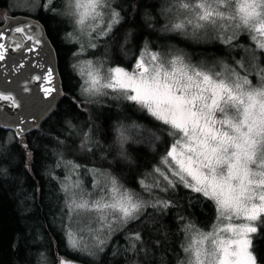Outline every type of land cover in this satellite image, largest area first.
Returning a JSON list of instances; mask_svg holds the SVG:
<instances>
[{
  "label": "snow or ice",
  "instance_id": "snow-or-ice-1",
  "mask_svg": "<svg viewBox=\"0 0 264 264\" xmlns=\"http://www.w3.org/2000/svg\"><path fill=\"white\" fill-rule=\"evenodd\" d=\"M109 7L110 0H68L69 14L77 25L83 28L89 20L97 22L95 27L89 25L92 31L101 27L99 22ZM181 8L191 18L174 24V30H183L186 24L194 30L206 26L223 31L243 27L264 53V0H196L182 3ZM120 19V13L113 9L110 23L103 25L97 35H107ZM234 38L233 32L227 41ZM88 66L91 68V61ZM258 75L260 83L254 85L247 75L241 76L235 70L223 77L182 57L166 59L159 53L141 56L133 71L112 67L104 69L103 74L89 72L91 86L86 92L106 95L104 90L111 89L122 93L168 127L173 141L161 160L163 168L155 169L167 182L163 190L182 184L217 207V223L212 230L196 229L181 246L185 259L178 258L176 264H257V257L249 251V234L264 227V67L258 68ZM44 91L50 94L52 89ZM127 139L125 130H121V143ZM110 184V199L101 197L89 203L77 202L74 196V208L99 213L100 221H108L106 210L118 213L114 220L124 223L138 219L145 203L121 191L114 178ZM159 203L164 208L169 206L166 201ZM107 227L111 229L112 223ZM192 228L191 224L186 226V230ZM68 239L76 249L80 243L76 234L69 232ZM134 239L141 242L140 251L146 253L141 236L136 234Z\"/></svg>",
  "mask_w": 264,
  "mask_h": 264
},
{
  "label": "trees",
  "instance_id": "trees-1",
  "mask_svg": "<svg viewBox=\"0 0 264 264\" xmlns=\"http://www.w3.org/2000/svg\"><path fill=\"white\" fill-rule=\"evenodd\" d=\"M123 1V7L129 10L131 0ZM140 1H135L130 17L125 10L122 12V23L113 30V35L119 34L116 43L123 38L125 43L136 47L141 39L154 40L157 37L188 50L193 58L197 52H207L210 56H231L224 45L214 41L200 44L174 34L157 35L151 26L155 15L145 16L143 20ZM26 14L42 22L54 46L63 95L54 111L38 127L9 141L14 149L10 154L4 149L8 144L4 143L7 130L0 129V264H56L60 256L82 264H161V261L176 264L181 256L182 224L191 221L206 227L214 215L209 199L181 185L169 187L162 193L161 199L168 203L167 208H143L139 218L125 223L97 254L80 253L67 245L60 219L62 216H59L61 192L56 190L48 171L58 159L56 149L76 144V129L79 134L82 129L89 130L98 154L93 156L90 151L84 155L73 153L69 158L107 168L125 185L139 189L137 179L156 165L171 136L167 127L128 102L103 101L95 105L92 101L89 102V110H83L80 107L82 104L77 103L75 92L78 80L68 64L72 45L64 40L69 25L62 16L42 13L40 9ZM125 31L129 32L128 40L124 37ZM232 50L238 56L241 47L234 46ZM122 58L119 55L116 61L122 62ZM123 119L142 123V126L158 134L155 135L158 138L156 142H151L152 146L145 147L141 143L130 145L127 148L130 160L122 163L117 151L111 149L114 148V124ZM13 155H16V161ZM136 234L141 236L146 253L140 251L141 242L134 239ZM251 241L257 261L264 263V227H258Z\"/></svg>",
  "mask_w": 264,
  "mask_h": 264
},
{
  "label": "rangeland",
  "instance_id": "rangeland-1",
  "mask_svg": "<svg viewBox=\"0 0 264 264\" xmlns=\"http://www.w3.org/2000/svg\"><path fill=\"white\" fill-rule=\"evenodd\" d=\"M5 1L9 4L8 9L35 13L40 8L42 11L60 15L66 20L69 26L64 33V40L72 45V49L68 53V64L78 80L75 89L77 103L82 104L80 107L85 111L89 110V102L92 101L95 102V105H98L97 102L101 103L103 101L128 102L135 106L136 110L153 118L146 110L125 99L122 93L113 92L111 89L104 90L107 92L106 95L90 94L85 91V89L91 86L89 76L90 71L93 73L101 71V74H103L104 69L112 67H122L128 71H133L135 63L141 56L147 58L153 53H159L166 59H172L177 56L182 57L187 63L210 69L213 73H221L223 77L230 76L233 70H235L240 73L241 76L247 75L254 85L260 83L258 68L264 67V53L260 52L256 42L252 39V34L249 33L247 29L243 27L235 28L233 26L227 31H223L217 27L206 26L205 28L194 30L192 26L187 24L183 30L173 29L172 26L174 24L184 22L186 21V18H191V14L181 8V4L195 3L196 0H141L139 9H141V17L143 20L145 16L150 17L155 15V20L152 19L151 26L157 31V35L174 34L200 44L214 41L224 45L225 50L230 52V57L229 55L210 56L207 52H197V56L193 58L188 50L183 49L172 41L156 39L157 37L154 40L141 39L138 41V45L134 47L127 42L129 39V32L127 31H125L126 36H124L126 39L128 38L126 40L127 43H125L123 38L116 43L119 34L113 35V30L116 26L122 23L124 19L122 12L124 10L129 17L133 14L132 12L135 8L136 0H131L129 10H126L123 7L125 5L123 0H110V7L104 10L103 20L99 22L101 27H96L95 31H92V27L96 26V21H87L83 28L76 24L75 17L69 14L70 9L68 8V0H52L51 3H48L47 0ZM150 5L153 8H151ZM113 9L120 13V23L113 24L111 31L108 32L107 35L98 36L97 34L103 30V25L110 23V16ZM134 21L137 22V19L134 18ZM89 25L92 27H89ZM147 26L150 25L147 24ZM233 32L235 33V38L232 39L231 42H228L227 37L232 35ZM234 46L241 47V50L239 51L240 55L235 56L233 54L232 48ZM114 51H116V53ZM119 55L120 57L121 55L123 56V63L116 61ZM89 61H91V68L88 66ZM240 65H243V67L241 68ZM78 123H80V120ZM134 125L136 127H133ZM114 126L115 132L112 141L114 148L111 149V151H117L118 159L122 163L126 160H130L129 154H127V148L130 145L141 143L145 145V147L152 146L150 145L151 142H156L158 138L155 136L158 134H154V131L150 128L142 126V123L133 119H123L122 121L115 123ZM121 130H125V134L128 136L127 141L123 143H121L120 140ZM75 134L78 135L77 143L66 148L62 145L60 148L56 149L55 156L58 159L51 165L48 171L52 181L55 183L56 190L61 192L62 208L59 216H62L60 219H62V230L67 245L73 249L68 239V233L73 232L76 234V237L80 242L78 247L73 250H77L80 253L95 255L104 248L110 237L125 223L119 220H114V216H118L119 214H112L111 210H106L105 213L109 217L108 221H100L98 219L100 216L99 213L78 212L73 206L74 196L77 202L87 200L91 203L101 197L110 199L112 195L110 180L114 178L121 191H126L145 203V207L143 208H162L159 202L164 201L161 198L167 182L155 171V169L158 167L163 168L161 160L168 151L169 146L173 141V137H171V139L169 137V141L163 148L156 165L150 170H147L137 179L139 186L138 189L125 185L107 168L89 165L85 162H80L76 158H69L73 153L75 155H84L89 154L88 152L90 151V154L93 156L98 154L96 150L97 146L93 144L94 140L91 137L89 130L82 129V132L79 134L76 129ZM13 139H15V135L11 130H7L4 134V143H8L6 148L4 147L5 151L8 150L7 154L11 153V149L14 150L10 145ZM13 158L14 161L17 160L16 155H13ZM76 165H79V167H75ZM146 185L147 187H145ZM178 185L184 187L182 184ZM201 196L204 197L203 195ZM210 201L214 208V215L210 222L206 227H201L191 221H185L181 226L183 232L181 246L186 244L188 240L192 238L196 229L208 232L211 231L212 226L217 223V207L212 200ZM153 204H156L157 206L152 207ZM109 222L112 223L111 229L107 227V223ZM234 223H242V221H234ZM188 224L193 225L194 228L186 230ZM252 235L253 233L249 234L250 240L252 239ZM125 244L127 245V243ZM249 251L253 253L251 246ZM179 259H185L182 247ZM56 264L82 263L60 256ZM257 264L264 263L257 261Z\"/></svg>",
  "mask_w": 264,
  "mask_h": 264
},
{
  "label": "water",
  "instance_id": "water-1",
  "mask_svg": "<svg viewBox=\"0 0 264 264\" xmlns=\"http://www.w3.org/2000/svg\"><path fill=\"white\" fill-rule=\"evenodd\" d=\"M3 15L0 129L11 130L19 137L38 127L54 111L63 87L55 49L42 22L21 12ZM17 28L24 32H17ZM45 88H51V93L46 94Z\"/></svg>",
  "mask_w": 264,
  "mask_h": 264
},
{
  "label": "flooded vegetation",
  "instance_id": "flooded-vegetation-1",
  "mask_svg": "<svg viewBox=\"0 0 264 264\" xmlns=\"http://www.w3.org/2000/svg\"><path fill=\"white\" fill-rule=\"evenodd\" d=\"M9 8V4L7 3V1H5V0H0V23H1V21L4 19V12L6 13V14H14V13H18V12H21V13H26V12H24V11H16V10H14V9H8ZM40 9V8H39ZM41 12L43 13H45L46 11H42L41 10Z\"/></svg>",
  "mask_w": 264,
  "mask_h": 264
}]
</instances>
